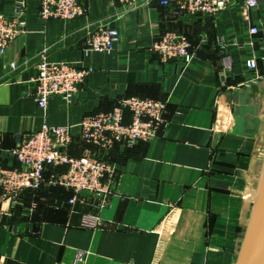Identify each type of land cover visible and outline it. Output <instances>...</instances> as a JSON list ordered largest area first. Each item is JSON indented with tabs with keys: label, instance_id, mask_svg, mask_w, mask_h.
<instances>
[{
	"label": "crops",
	"instance_id": "obj_1",
	"mask_svg": "<svg viewBox=\"0 0 264 264\" xmlns=\"http://www.w3.org/2000/svg\"><path fill=\"white\" fill-rule=\"evenodd\" d=\"M19 1L0 0V11L11 14ZM21 1L25 32L0 55V165L19 166L10 150L43 123L72 126V155H101L79 139L78 124L124 96L164 100L167 122L149 141L105 154L115 166L105 204L87 193L71 204L73 193L51 184L52 168L39 190L2 203V263L74 264L83 252L78 264H236L264 165V0L215 15L160 0L134 8L80 0L85 15L68 22L41 19L40 0ZM99 25L116 28L119 41L111 52L86 53ZM168 30L189 38L188 64L151 50ZM42 54L93 70L70 102L52 96L46 110L27 93ZM251 56L256 71L246 66ZM249 87L258 111L238 134L233 93ZM87 217L97 223L83 225Z\"/></svg>",
	"mask_w": 264,
	"mask_h": 264
},
{
	"label": "built area",
	"instance_id": "obj_2",
	"mask_svg": "<svg viewBox=\"0 0 264 264\" xmlns=\"http://www.w3.org/2000/svg\"><path fill=\"white\" fill-rule=\"evenodd\" d=\"M115 1L134 8L148 0ZM259 2L260 0H160L164 6L174 5L183 12L204 15H215L238 4L251 10ZM38 15L43 20L54 18L68 22L84 16L85 8L80 0H40ZM25 28L24 1L20 0L11 14L0 11V55L25 32ZM249 33H258V28L251 26ZM118 41L119 31L116 28L99 25L88 31L85 52H111ZM151 50L164 62L177 59L188 64L194 56L189 38L171 30L161 34L151 44ZM246 66L256 71L257 58L249 57ZM36 69V75L31 79L32 89L27 93L43 110L48 107L52 96H59L70 102L93 71L89 66L50 61L44 54ZM165 107L166 102L162 99L131 95L119 98L109 110L85 116L78 124L79 139L94 145L101 155H72V126L43 123L39 130L28 134L10 150L19 166L0 165V205L6 201L14 203L26 190H39L49 168L55 170L51 184L73 193L69 200L71 204L82 193L100 197L105 204L113 193L111 181L115 171L114 164L105 154L116 143L129 146L136 142H147L157 136L167 122L164 117ZM97 220L87 217L83 225L96 224ZM83 255V252H78L74 264L81 262Z\"/></svg>",
	"mask_w": 264,
	"mask_h": 264
},
{
	"label": "water",
	"instance_id": "obj_3",
	"mask_svg": "<svg viewBox=\"0 0 264 264\" xmlns=\"http://www.w3.org/2000/svg\"><path fill=\"white\" fill-rule=\"evenodd\" d=\"M252 90L249 87L244 91L235 90L233 93L237 101L233 115L238 134H243L247 125H254L250 116L255 115L258 108L250 100ZM0 264H3L1 260ZM236 264H264V165L253 201L250 221Z\"/></svg>",
	"mask_w": 264,
	"mask_h": 264
},
{
	"label": "rangeland",
	"instance_id": "obj_4",
	"mask_svg": "<svg viewBox=\"0 0 264 264\" xmlns=\"http://www.w3.org/2000/svg\"><path fill=\"white\" fill-rule=\"evenodd\" d=\"M262 102V104L264 105V97H263V101H261Z\"/></svg>",
	"mask_w": 264,
	"mask_h": 264
},
{
	"label": "bare ground",
	"instance_id": "obj_5",
	"mask_svg": "<svg viewBox=\"0 0 264 264\" xmlns=\"http://www.w3.org/2000/svg\"><path fill=\"white\" fill-rule=\"evenodd\" d=\"M256 192H257V190H256ZM256 197V194H255V196H254V198Z\"/></svg>",
	"mask_w": 264,
	"mask_h": 264
}]
</instances>
